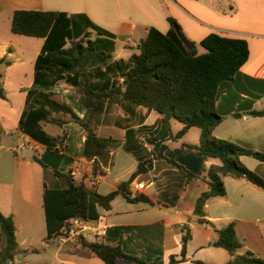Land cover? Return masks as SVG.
<instances>
[{"label":"crops","instance_id":"obj_1","mask_svg":"<svg viewBox=\"0 0 264 264\" xmlns=\"http://www.w3.org/2000/svg\"><path fill=\"white\" fill-rule=\"evenodd\" d=\"M16 9L63 11L73 15L81 25L85 17L115 35V58H127L150 26L161 32L168 30V17L174 19L185 39L195 42L196 47L202 48L199 41L211 31L245 38L247 59L231 79L218 83L215 109L222 120L213 134L264 154V115L247 114L252 109H264V0H0V58L4 61L0 63V85L5 91V98H0V139L15 143L0 152V212L12 217L17 242L12 259H7L5 236L0 231V264H29L26 263L29 254L37 256L39 264H104L80 246L79 236L86 241L119 244L125 253L161 264L171 254L179 253L181 228L185 226L190 234L185 260L174 264H225L229 252L221 251L222 247L212 242L217 238V230L229 222H233L241 244L235 253L248 250L264 260V192L244 178L221 176L225 193L205 201L204 218L209 223L200 222L192 212L194 201L206 188L203 178L208 165L217 160L204 159L197 150L182 145L197 144L199 129L189 136V130L194 128L191 127L173 139L181 122L171 117L166 128L156 111L126 100L107 104L98 117L96 133L111 136L120 144L111 152V165L96 178V190L106 194L115 189L135 171L138 162L151 157L161 144H167L162 152L164 157L146 164L129 183L131 196L145 195L151 203L128 201L116 195L108 209L98 208L97 219L85 221L76 238L43 240L46 234L43 186L60 185L53 169L75 170L78 174L74 179L85 178L90 174L91 160L83 154L85 132L75 121L68 120L61 126L60 131L65 134L61 147L37 143L17 128L23 89L34 86L33 64L43 38L10 30ZM118 47L121 54L124 49L131 51L118 57ZM42 88L65 101L79 119L85 115L72 87L64 81ZM100 129L103 134H99ZM14 147L22 151L21 158L14 150L9 164L4 165V152ZM117 152L127 161L124 168L127 171L115 169ZM239 160L264 178V161L249 155H240ZM187 171L199 178L187 180ZM139 182L143 188L137 190L134 185Z\"/></svg>","mask_w":264,"mask_h":264},{"label":"trees","instance_id":"obj_2","mask_svg":"<svg viewBox=\"0 0 264 264\" xmlns=\"http://www.w3.org/2000/svg\"><path fill=\"white\" fill-rule=\"evenodd\" d=\"M73 17L63 11L16 9L10 21L12 32L43 38L33 64L34 86L23 89L25 94L17 122L18 130L37 143L61 147L65 139L61 126L68 120L75 121L85 132L83 154L91 160L90 174L85 178L74 179L70 171L53 169L60 185L58 188L43 186L46 229L43 240L54 241L63 229L68 228L73 218L83 221L97 219L98 208L108 209L116 195H122L128 201L151 203L145 195L131 196L129 183L145 169L146 164L151 165L153 159L164 157L162 152L167 144H161L151 157L138 162L135 171L115 189L106 194L96 190V178L111 165V152L120 144L111 136L96 133L98 117L107 104L122 100L156 111L166 128L171 117L181 122V127L172 135L173 139L181 137L191 127L199 129L197 144L182 145L197 150L204 159L217 160L208 165L203 178L206 188L194 201L192 212L200 222L209 223L204 218L205 201L225 193L221 176L244 178L264 192V178L239 160L240 155H249L264 161V154L213 134L214 127L222 120L215 109L217 86L221 80L231 79L247 59L249 49L245 38L211 31L198 43L204 50L197 52L195 42L181 38L174 29V25L178 30L179 26L168 17V30L161 32L150 26L127 58H115L113 33L84 16L85 23L82 25ZM78 25L80 31L76 29ZM1 62H4L2 57ZM59 81L72 87L84 107L85 115L81 119L53 91L42 88ZM0 98H5L1 85ZM247 114L264 115V109H252ZM34 160L42 165L36 157ZM192 178L199 177L187 171V180ZM181 229L179 253L171 254L161 264L185 260V245L190 234L188 227ZM15 230L12 217L0 212V231L5 236L4 254L7 259H12L17 248ZM77 239L87 253L95 255L104 264H119V261L122 264H154V261L147 262L123 252L119 244L86 241L81 236ZM212 245L229 252L230 258L225 264H264V260L251 251L235 253L241 244L235 235L233 222L217 230V238Z\"/></svg>","mask_w":264,"mask_h":264},{"label":"rangeland","instance_id":"obj_3","mask_svg":"<svg viewBox=\"0 0 264 264\" xmlns=\"http://www.w3.org/2000/svg\"><path fill=\"white\" fill-rule=\"evenodd\" d=\"M118 44V43H117ZM196 49L197 50H202V48H200V47H196ZM117 52V56L118 57H120V56H127V55H125V54H127V52H129V51H131V50H127V49H124V51H123V53L121 54V50H120V48L118 47L117 48V50H116ZM121 54V55H120ZM129 54V53H128ZM9 90V97L11 98L12 97V95H11V89H8ZM99 132V134H103V131H102V129H100V131H98ZM118 132H116L115 131V134H117ZM189 134V136L192 134L193 135V133L195 134H197L198 133V128H196V127H194V128H192V129H190L189 130V132H188ZM114 134V133H113ZM112 136H117V135H112ZM188 136V137H189ZM9 140L7 139H5L4 140V138L3 139H0V152H2L3 150H5V148L4 147H6V146H15V143L14 142H8ZM14 141H15V139H14ZM16 151V155L18 156V158H21V154H22V151L20 150V149H18V148H16V147H14V148H12V149H9L7 152H4V153H6L5 154V157L3 158V164L4 165H8L9 164V162H10V157H12L13 155H14V153H13V151ZM30 153V156H32V151L31 152H29ZM118 154H117V159H116V162H115V169L116 170H120V169H123V170H126V169H124L125 167H126V164H127V161L124 159V157H121V152H117ZM26 155V154H25ZM30 156H29V159H31L30 158ZM25 158H28L27 157V155H26V157ZM32 160V159H31ZM7 171V170H6ZM127 171V170H126ZM133 173V172H132ZM131 173V174H132ZM138 173H140V172H138ZM137 173V174H138ZM130 174V175H131ZM135 177V176H134ZM133 177V178H134ZM221 251H226V250H224L223 248H221L220 249ZM34 254H29L28 255V260H26V263H29V264H39V258L37 257V256H33ZM26 259V258H25Z\"/></svg>","mask_w":264,"mask_h":264},{"label":"built area","instance_id":"obj_4","mask_svg":"<svg viewBox=\"0 0 264 264\" xmlns=\"http://www.w3.org/2000/svg\"><path fill=\"white\" fill-rule=\"evenodd\" d=\"M70 174L73 178H75L78 174L75 170H70ZM135 189L140 190L143 188V183L139 182L134 185ZM85 226V221H83L80 218H73L70 220V225L67 229H63L62 234L56 237L55 239L58 241H63L65 239H74L76 238V235L78 234V231L83 229Z\"/></svg>","mask_w":264,"mask_h":264},{"label":"water","instance_id":"obj_5","mask_svg":"<svg viewBox=\"0 0 264 264\" xmlns=\"http://www.w3.org/2000/svg\"><path fill=\"white\" fill-rule=\"evenodd\" d=\"M174 29L176 30L177 34L180 35L181 38H183L184 36L182 35L181 31L178 30L177 26L174 25Z\"/></svg>","mask_w":264,"mask_h":264}]
</instances>
